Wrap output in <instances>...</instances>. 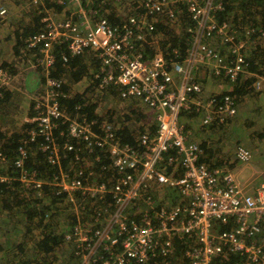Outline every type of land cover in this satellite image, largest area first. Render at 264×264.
<instances>
[{
    "label": "built area",
    "instance_id": "obj_1",
    "mask_svg": "<svg viewBox=\"0 0 264 264\" xmlns=\"http://www.w3.org/2000/svg\"><path fill=\"white\" fill-rule=\"evenodd\" d=\"M51 1L68 8L66 17L41 18L43 29L28 34L18 48L28 67L43 69L44 84L34 113L24 119L28 137L21 140L14 165L22 168L29 144L37 143L56 171L36 179L22 169L20 181L64 195L76 215L91 210V218L74 220L64 233L63 243L77 264H160L157 248L162 264H168L174 237L187 242V264H264V171L247 190L230 170L205 161L199 139L190 138L194 132L185 122L192 115L202 126L223 125L236 113L233 95L203 94L194 76L197 65L230 82L252 76L249 87L264 92V72L247 74L244 47L258 36L255 29L245 28L240 37L227 22H217L214 13L222 8L217 0ZM5 15L1 7L0 18ZM159 23L184 26V53L177 47L168 52L158 42L155 53L146 55L147 45L155 47L147 36ZM61 46L66 48L63 62L86 52L97 59L96 87L114 85L121 99L140 100L154 112V131L130 132L129 143L114 122L65 114L59 101L66 95L62 81L52 75ZM12 79L0 63V97ZM74 109L80 113V106ZM60 139L66 140L62 146ZM65 151L74 153L67 170ZM252 156L245 145L236 147L237 162ZM2 167L8 168V159L0 153ZM7 179L0 171V182Z\"/></svg>",
    "mask_w": 264,
    "mask_h": 264
},
{
    "label": "rangeland",
    "instance_id": "obj_2",
    "mask_svg": "<svg viewBox=\"0 0 264 264\" xmlns=\"http://www.w3.org/2000/svg\"><path fill=\"white\" fill-rule=\"evenodd\" d=\"M41 3V5L39 4L36 6L32 4L31 0H0V8L2 7L6 9V15L3 18H0V63H3V65L7 64L5 68L10 73L13 72L11 69H14V59H12V57L15 52L13 44L15 42L14 36L16 33L22 32L25 27L29 25L32 26L34 19L41 13H43L41 18L45 17L49 19V21L62 20L68 14V8L64 9L61 7L58 9L53 7L49 9L45 7L46 5L43 0ZM41 18L40 22H43ZM163 25L165 27L162 29L158 27V30L154 35L150 34L147 36L151 37V45L155 46V51L157 50L156 48H158V42H162L167 36H175L182 39L183 35H185L184 26L182 24H176L172 28L168 25ZM257 30L262 31V28L259 27ZM215 41L217 43H215V45L217 47L220 46L218 45L220 43L217 38ZM247 42H255V39L251 36ZM16 55L20 58L22 57L19 55V52H17ZM85 59L89 64V68L92 69L91 64L94 62L90 57H86ZM23 62L25 63L24 58ZM258 69L260 70V67ZM37 70L43 71L42 68H37ZM247 74L253 75L254 73L249 72ZM194 76L195 79L200 82L202 92L206 96L216 94L215 89L221 91L220 93H223L225 91L221 89H223L225 85L230 86L233 84L234 86L240 80L241 82L238 84L239 88L241 90L249 89L241 95L233 94L236 105L240 102V108L243 107V116L240 118V113L242 111L238 110V114L235 118L238 122L234 124L232 119H230L227 122L228 125H225L227 128H230L243 124V127L242 125L238 126L236 133H234L231 138L228 137L229 141L227 143H223L224 137L222 139L218 137L216 142L222 143L223 146H216L217 150L208 154L210 162H214L216 165L222 164V167L234 173L237 180L241 179V175H243L246 170H253V167L251 166L252 161H256L254 163L256 165L260 161L259 156L264 160V92L261 94L256 92L254 87L252 88L248 86L245 88L243 86L242 83L245 82L246 79L252 78L253 81L252 76L243 75L237 81L230 82L224 78L215 77L206 65H197ZM43 84L44 83H10L7 88L10 91V96L8 100L0 106V125L4 131L20 132L23 129L24 118L28 116L30 112L33 113L34 100L42 94ZM90 84L92 83H88V81L86 82V80L83 79L79 83H71V89H73L74 92L84 93L92 99L97 100L98 103L95 113L100 120L114 122L115 126L121 127L123 130L127 129L129 133H139L142 131L152 132L155 129L154 112L149 110L140 100L136 98L121 99L116 90L111 89L110 87L106 90H99L98 88H90ZM176 84L177 77L174 85ZM248 94L249 96L246 97ZM249 103L251 105H254L255 103L258 104V106H256L255 115H248ZM64 112L67 114V111ZM72 112V117H85L83 114H76L75 110ZM186 114L188 113H183L182 116L184 117ZM249 118H252V120ZM185 122L190 124L188 128L192 132H195V135L194 133H191L190 138H197V132L199 131L198 127L200 125L199 117L188 115L185 117ZM253 129H257V131H253ZM239 144H243L250 148L253 153V156L248 163H240L235 159V148ZM246 144L252 147H249ZM257 168L259 170L261 169L260 166ZM241 184L244 185L247 190H251L250 188H253L256 185V182L246 180L241 182ZM162 188L163 187H159V193L163 192ZM23 192L27 193V191ZM2 209L3 208H0V213H5ZM16 218L19 221V225H22L23 222L20 218ZM0 223L4 224L5 221L0 220ZM5 228L6 225L3 229H0V245L3 248L1 256H7L6 249L8 251V248H6V246L8 247L11 245L8 251V257L11 260L9 264H77V260L73 257L72 253L69 252L68 247L65 246L64 243L48 254L42 252L39 253L34 246H31V244L34 243L33 241L28 245H25V241L20 243V239L17 240L12 237L10 239L11 242L6 245L8 240L5 242ZM25 238L30 240L33 238V235L29 234L27 237L25 236ZM16 240L17 244H23L21 248L17 247L16 249V245L13 244ZM6 264H8V262H6Z\"/></svg>",
    "mask_w": 264,
    "mask_h": 264
},
{
    "label": "trees",
    "instance_id": "obj_3",
    "mask_svg": "<svg viewBox=\"0 0 264 264\" xmlns=\"http://www.w3.org/2000/svg\"><path fill=\"white\" fill-rule=\"evenodd\" d=\"M32 1V0H31ZM42 1V0H41ZM45 7L47 8H58L51 0H43ZM221 3L222 8L215 11V19L217 22H227L229 26L236 29L238 36H245V28H254L256 35L255 42H246L244 52L249 61L250 71L264 72V0H217ZM32 4H34L32 2ZM42 3H40L41 5ZM35 5V4H34ZM37 6V5H36ZM44 8V6L42 5ZM43 13L37 15L34 19L32 26H27L22 32H17L14 36L15 42L13 48L18 52V47L22 45L23 39L27 34L39 31L43 29V23L40 22V18ZM110 19V18H109ZM161 29L165 27L162 23L158 24ZM261 27L262 31L257 29ZM154 35V33H151ZM255 36V35H253ZM252 36V37H253ZM151 40V37H148ZM163 47H166L167 51L170 52L173 47L179 48L181 53H184L185 44L184 39H179L175 36H167L162 42ZM148 56L155 53L154 48L148 46ZM57 59H56V70L52 71V75L62 81V91L66 94L59 95V101L62 107L67 113H73L75 106H80L79 112L85 115L89 120L97 117L95 110L97 107V100L85 95L84 93L74 92L71 89V83H78L81 80L92 79L90 81V88H97V81L94 79L93 72L98 70L99 62L93 56L91 60L94 62L91 64L92 69L89 68V64L81 56H70L66 62L61 59V53L66 52V48L61 46L56 48ZM6 67L7 64L3 65ZM260 67V70L258 69ZM13 71V69H11ZM13 74V72H11ZM41 73V72H40ZM252 78L245 80L243 86L247 88L252 83ZM240 82V81H239ZM238 82V83H239ZM112 85L110 88H113ZM115 90V89H114ZM247 90H249L247 88ZM247 90H241L237 85L236 88L227 92V94H242ZM3 96L0 97V106L2 103L8 100L10 91L8 89L3 90ZM257 103L253 105V111H256ZM237 107V106H236ZM237 109V108H236ZM237 111V110H236ZM31 113V112H30ZM29 113V114H30ZM236 114V113H235ZM235 114L228 119H232ZM249 116L252 114L249 112ZM227 121V122H228ZM190 124L187 123V126ZM209 126L199 125L197 132V138L201 143V148L207 146L205 140L200 136L203 132L212 130L222 131L225 125L208 124ZM154 131V130H153ZM152 131V132H153ZM195 135V132H194ZM28 137L27 126L23 124V129L20 132H8L4 131L0 125V153L5 155L8 159V168H0L1 173L6 175L9 179L0 182V199L1 206L4 209H9L15 213L16 217H19L22 222L26 224L27 231L25 236L27 237L29 232L36 233L38 231V239L36 242L31 244L34 246L39 253L48 254L64 242V233L67 229L72 226L74 220L91 218L90 209H80L76 215L64 197V195H55L54 190H49L46 185L42 188H35L33 185H27L20 181V177L23 176L22 169L27 173L25 176H31L36 179L43 177L45 173L50 174L52 171H56V168L49 165L46 160V153L38 148L37 143L33 142L29 144V151L26 158L23 160L22 168H18L14 165V161L18 155L17 149L21 140ZM123 141L132 142L131 137L127 129L123 130ZM70 140V141H69ZM66 140L60 139L58 145L62 146ZM69 143L75 144V141L68 139ZM129 142V143H130ZM64 157H62V166L67 170L70 163H73L74 153L73 151H65ZM205 161L210 162L209 158L204 157ZM214 163V162H211ZM23 191H27L24 193ZM37 192L42 193V196H37ZM64 226V227H63ZM221 228V226H220ZM26 239V238H25ZM24 241V240H23ZM30 240L26 239L25 244L29 243ZM173 251L169 256L168 264H175L177 259H181L183 264H187V259L184 257V251L187 248V242L184 238L174 237L172 241ZM18 248L22 245L17 244ZM16 247V249H17ZM158 263H164V259L161 255L160 249L155 250V256ZM231 259H235L234 255H231Z\"/></svg>",
    "mask_w": 264,
    "mask_h": 264
},
{
    "label": "crops",
    "instance_id": "obj_4",
    "mask_svg": "<svg viewBox=\"0 0 264 264\" xmlns=\"http://www.w3.org/2000/svg\"><path fill=\"white\" fill-rule=\"evenodd\" d=\"M19 48V47H18ZM18 51V50H17ZM16 51L13 53V57H12V59H14V69H13V74H12V76H13V79H12V81L10 82V83H42L43 82V71H39V70H37V69H33V68H30V67H28L27 66V64L26 63H24L23 62V58L21 57H19L18 55H16ZM83 59H85L86 57H90V55L86 52L84 55H82L81 56ZM20 61V62H19ZM85 61H86V59H85ZM41 72V73H40ZM88 81V83L91 81V79H87L86 78V82ZM240 82H241V80H240ZM79 83V82H78ZM239 83H236L234 86H233V84H231L230 86H227V85H225L224 86V88L223 89H221V90H224V91H227V92H231V91H233L235 88H236V86L238 85ZM242 84H244V82L242 83ZM11 87V86H10ZM214 90V89H213ZM220 90V89H219ZM12 91V90H11ZM215 92L216 93H220L221 91H218L217 89H215ZM256 92H258V93H263L262 91H256ZM235 95H237V94H235ZM249 96V94L246 96V97H248ZM240 106H241V104H240V102H238L237 103V111H236V114H235V116L232 118V121H233V123L234 124H236V122H238L235 118H236V116H237V114H238V110L239 111H242L241 113H240V118H242V116H243V107L242 108H240ZM30 111V110H29ZM28 111V112H29ZM251 113L252 115H255V111H253V105H251L250 103H249V110H248V113ZM33 113H34V111H33ZM32 112L30 113V114H28V116H30V115H32L33 114ZM27 117V116H26ZM25 119V118H24ZM249 119H251L252 120V118H249ZM228 125V124H227ZM240 125H242V127H243V124H240ZM240 125H237V126H233V127H230V128H227L226 126H224V129L222 130V131H218V134L217 133H215V130H212V131H208V132H203V134L200 136V138L202 137L204 140H205V142H206V144H207V146L204 148V150H203V156L204 157H209L208 156V154H211V153H213L214 151H216L217 149H216V146H223L222 145V143H217L216 142V139L218 138V137H220L221 139L224 137V140H223V143H227L229 140H228V137L229 138H231L232 137V135L234 134V133H236V131H237V128H238V126H240ZM249 129V128H248ZM253 131H257V129H253ZM247 146H249V147H252V146H250V145H248V144H246ZM233 152V151H232ZM259 158H260V161L255 165L254 163L256 162V161H252L251 163V166L253 167V170L252 171H250V170H246L245 171V173L243 174V175H241V179H238L237 180V182L239 183V184H241V182H243V181H246V180H249V181H252V182H256V184H257V182H258V179H259V175L262 173V171H263V168H264V160H263V158L262 157H260L259 156ZM222 164H220V165H218V166H221ZM261 167V169L259 170L257 167ZM240 180V181H239ZM242 185V184H241ZM0 208H3L2 206H1V199H0ZM3 211H5V213H0V216H2V217H0V220H4L5 221V223L4 224H1L0 223V229L2 228L3 229V227H5V225H6V228H5V230H4V234H5V242L7 241V243H6V245L9 243V242H11V238L13 237L14 239H20V243L24 240H26L25 239V234H26V231H27V227H25L26 226V224L23 222L22 223V225H19V221L17 220V218H16V215H15V213H13L12 211H10L9 209H2ZM21 220V219H20ZM29 234H32L33 235V238L32 239H30V242H36L37 241V239H38V231L36 232V233H34V232H29ZM28 234V235H29ZM0 238H1V235H0ZM21 239H23V240H21ZM17 240L13 243V244H15V245H17ZM29 242V243H30ZM29 243H27V244H25V245H28ZM12 244V245H13ZM19 244V243H18ZM20 245H23V244H20ZM11 245H9L8 247L6 246V248H8V251H9V247H10ZM17 247V246H16ZM68 247V246H67ZM2 247H1V245H0V264H6V262H8V264H9V262H11V260L9 259V257H8V251H7V249H6V253H7V256H1V253H3V251H2Z\"/></svg>",
    "mask_w": 264,
    "mask_h": 264
},
{
    "label": "clouds",
    "instance_id": "obj_5",
    "mask_svg": "<svg viewBox=\"0 0 264 264\" xmlns=\"http://www.w3.org/2000/svg\"><path fill=\"white\" fill-rule=\"evenodd\" d=\"M223 93H227V91H225V92H223ZM237 106V105H236ZM228 121V120H227ZM227 121H226V123L225 124H223V125H226L227 124ZM215 133H217L218 134V131L216 130L215 131ZM239 145H243V144H239ZM238 146V145H237ZM235 150H236V148H235ZM234 155H235V153H234ZM251 160V159H250ZM249 162V161H248ZM247 162V163H248ZM214 165H216L215 163H214ZM218 166V165H217ZM237 179V178H236Z\"/></svg>",
    "mask_w": 264,
    "mask_h": 264
}]
</instances>
